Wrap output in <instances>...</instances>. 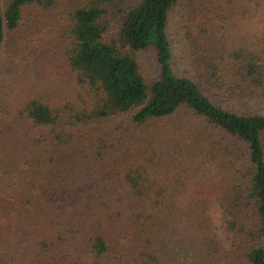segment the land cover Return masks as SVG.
<instances>
[{
  "label": "trees",
  "instance_id": "obj_1",
  "mask_svg": "<svg viewBox=\"0 0 264 264\" xmlns=\"http://www.w3.org/2000/svg\"><path fill=\"white\" fill-rule=\"evenodd\" d=\"M74 2L0 0V264H264V0Z\"/></svg>",
  "mask_w": 264,
  "mask_h": 264
},
{
  "label": "rangeland",
  "instance_id": "obj_2",
  "mask_svg": "<svg viewBox=\"0 0 264 264\" xmlns=\"http://www.w3.org/2000/svg\"><path fill=\"white\" fill-rule=\"evenodd\" d=\"M75 4L76 2H74V0H60L59 10L56 11V13L53 16H59L61 13H63L65 7H68L70 5L73 6ZM59 19L60 17H58L57 21H59ZM57 24H61V23H57ZM171 25H172L171 33L176 38L178 36V30L180 26V19L178 14L174 15L173 22ZM59 56L63 57L62 55ZM55 60L60 62L59 57H55ZM140 61L144 62V64L146 63L147 67L153 66L154 56L152 52L144 53L142 55V58H140ZM46 65H49L48 61L46 62ZM62 65L63 64L61 63L60 66ZM54 66L56 67L57 64H54ZM39 67H42L40 63L34 64L32 66V68L29 70V72L26 75L27 79L25 83L21 87H16L12 84L11 88L9 90H6L5 92L6 97H3L2 101L0 100V112L2 110H6L7 105L9 106L11 111L15 110L16 108H20V104L24 101V98L29 95L28 93H26L29 90L36 91L38 93L46 89L47 93H49V90L45 88V84H48L51 81L52 76L49 75H52V73L46 72L41 76H39L38 78L36 77V74H38L40 70L35 72L34 68H39ZM29 79H31L32 82H30ZM211 216H212L214 228L216 230V236L220 239V241L224 245H228L229 234L224 221V215L221 208L216 203H213L212 205Z\"/></svg>",
  "mask_w": 264,
  "mask_h": 264
}]
</instances>
